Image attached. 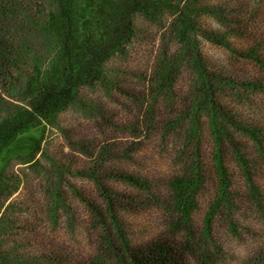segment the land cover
Instances as JSON below:
<instances>
[{"label":"rangeland","instance_id":"374dc122","mask_svg":"<svg viewBox=\"0 0 264 264\" xmlns=\"http://www.w3.org/2000/svg\"><path fill=\"white\" fill-rule=\"evenodd\" d=\"M42 1L26 2V9L37 24L43 14L35 2ZM171 2L174 9L181 10L188 5L196 10L200 31L223 32V25L211 14L221 7L227 12L238 10V14L226 17L235 18L241 25L248 23L251 30L257 28L259 34L264 35V0ZM250 14L254 23L249 22ZM170 15L167 14L163 25L150 26L141 20L138 25L144 39H134L124 56L115 54L109 58L106 80L116 83L113 88H107V82L105 86L81 87L74 106L61 111L50 124H41L44 128L25 129L1 151L0 169L7 179H12L10 187L13 190L0 203V217L6 212L17 219L12 231L18 236L20 245L27 242L35 245L34 233L29 230L38 227L36 229L51 244L48 253L55 250V254L69 258L68 262L71 260L74 264H94L90 261L98 257V264H120V257L113 252L100 255L104 248L101 244L104 232L92 213L93 209L105 210L101 188L116 200L117 214L129 242L136 243L165 232L170 213L149 197L144 187H150L162 203H167L170 182L181 177L189 167V150L183 148V129L188 121H180L179 128L166 136L159 132V124L172 120L171 117L182 110V99L190 94L192 84L189 70L184 66L175 69L171 87L176 95L159 94L156 107H153L154 125L144 124L153 66L162 59L161 49L172 57L180 47L171 32L176 11ZM231 23L228 27H238ZM28 26L25 24L18 30L14 25L7 35L20 57L14 82L0 86V118L8 110L28 108L25 88L36 58L44 59L43 49L48 50L51 57L58 53L53 40L45 43L38 28ZM197 40L200 54L212 72L244 75L256 80L264 78V70L255 68L248 60L229 56L200 35ZM237 40H240L238 36L231 38L232 42ZM51 57L45 58L41 65H47ZM239 94L241 101L233 93L224 99L222 95L219 100L225 107H234L232 113L241 114L253 127H260L258 137L264 143V95L246 94L242 90ZM199 120L200 163L204 174L191 213L195 226L201 227L204 215L211 209L214 212L210 235L197 238L199 263L243 264L257 248L264 247V157L253 139L229 129L231 138L223 140L220 158L229 175L230 199L212 208L219 186L214 175L217 155L207 117L201 114ZM36 141L39 146L32 158L38 163L31 166L25 163L28 158L24 154ZM103 147L106 148L104 155L97 156V151ZM234 151L244 157L246 170L238 167ZM58 167L63 170L62 177L58 175ZM127 175L145 185L125 181ZM250 186L254 187L253 191ZM56 187L62 207L55 210L57 222L52 224L51 208L56 199L53 189ZM68 262L66 264H73Z\"/></svg>","mask_w":264,"mask_h":264},{"label":"trees","instance_id":"16d2710c","mask_svg":"<svg viewBox=\"0 0 264 264\" xmlns=\"http://www.w3.org/2000/svg\"><path fill=\"white\" fill-rule=\"evenodd\" d=\"M26 2L27 0H0V86H5L8 81L14 82V72L18 70L17 61L20 55L7 37L8 33H11L10 27L15 25L19 30L28 24V27L38 28L42 38L46 39L45 43H50V40L55 42L58 53L51 57L49 51L43 49L44 59L51 57L45 66L41 65L44 59L36 58L25 88L26 98L29 99L28 108L8 110L0 118V153L25 129L36 126L44 128L41 124H50L57 114L74 106L78 102L81 87L105 86L107 82L106 87L113 88L116 83L106 80L109 58L115 54L124 56L134 39H144L138 25L141 20L150 26L163 25L167 14L172 15L176 11L171 32L175 34L180 47L172 57L165 49H161L162 59L153 66V78L148 88L150 95L146 97L149 109L146 113V123L144 121V124L154 125L153 107H156L159 94L163 93L168 97L176 95L171 85L178 67L184 66L189 70L192 73V84L189 88L190 94L182 99V110L174 114L172 120L159 124V132L165 133L166 136L169 131L179 128L180 121H188V125L183 129V148L184 151L189 150V167L181 177L170 182L167 203H162L158 194L153 193L150 187H144L149 197L157 204L165 206L166 211L170 213L166 230L146 240L129 242L117 214L118 204L104 188H101V191L105 210L93 209L92 214L104 232L101 238L104 248L100 255L113 252L120 257V264H200L197 238L210 235L214 214L212 209L208 211L203 217V224L198 228L191 217L204 174L200 163L198 136L200 116L204 114L208 119L217 155L214 175L219 186L215 200L213 199L214 208L222 201L229 202L230 199V193L227 192L230 186L229 175L220 156L223 140L231 138L229 129L253 139L264 157V143L258 137L261 134L260 127H253L243 120L241 114L232 113L235 112L234 107H225L219 98L223 95L224 99L233 93L241 101L240 90L246 94L264 95V78L256 80L255 77L228 76L223 72H212L200 54L197 37L200 35L228 52L229 56L248 60L247 62L255 68L264 70V35L259 34L257 28L251 30L248 23L241 25L235 18L226 17L227 14H238V10L227 12L221 7H217L211 14L223 25V32L200 31L196 20L197 11L188 5L181 10L178 7L174 9L171 0H43L40 4L35 2L39 12L43 14L38 24L27 11ZM249 18V22L254 23L251 14ZM229 22L238 27H228ZM233 36H238L240 40L232 42ZM166 99L169 102L167 97ZM38 142L24 154L27 156L25 158H28L25 163H31V166L38 163L32 158L38 150ZM105 149L103 147L97 151V156H103ZM234 152L238 167L240 170H246L244 157L239 152ZM23 160L25 161L24 158ZM58 171V175L62 177L61 167H58ZM124 180L133 185H145L128 175ZM11 181L12 179H7L4 175V170L0 169V203L13 190L10 187ZM250 187L253 191L254 187ZM53 192L56 199L51 208V222L55 224V210L62 207V204L58 187L53 189ZM129 201L133 202L130 198ZM5 214L0 217V264L68 262L69 258L55 254V250L48 253L51 244L38 231V227L29 230L34 233L35 245L28 242L20 245L18 236L12 231L17 219L11 218L6 212ZM69 262L73 263L71 260ZM90 262L98 264L99 257ZM243 264H264V247L257 248Z\"/></svg>","mask_w":264,"mask_h":264}]
</instances>
